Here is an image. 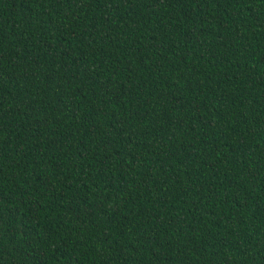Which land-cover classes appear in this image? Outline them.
Returning a JSON list of instances; mask_svg holds the SVG:
<instances>
[{
  "label": "trees",
  "instance_id": "trees-1",
  "mask_svg": "<svg viewBox=\"0 0 264 264\" xmlns=\"http://www.w3.org/2000/svg\"><path fill=\"white\" fill-rule=\"evenodd\" d=\"M0 264H264V0H0Z\"/></svg>",
  "mask_w": 264,
  "mask_h": 264
}]
</instances>
